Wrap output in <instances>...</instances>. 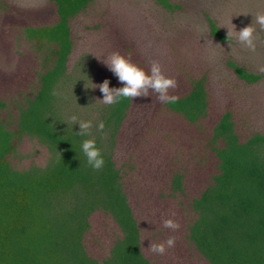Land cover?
Instances as JSON below:
<instances>
[{"label":"trees","instance_id":"16d2710c","mask_svg":"<svg viewBox=\"0 0 264 264\" xmlns=\"http://www.w3.org/2000/svg\"><path fill=\"white\" fill-rule=\"evenodd\" d=\"M106 14L96 0H0V264H264V128L207 71L167 76L173 105L151 89L104 104L86 87L122 85L104 62L113 52L151 67ZM204 16L210 37L232 41ZM224 64L246 85L261 78L231 54ZM73 116L92 122L88 136ZM89 138L99 170L80 151Z\"/></svg>","mask_w":264,"mask_h":264},{"label":"rangeland","instance_id":"374dc122","mask_svg":"<svg viewBox=\"0 0 264 264\" xmlns=\"http://www.w3.org/2000/svg\"><path fill=\"white\" fill-rule=\"evenodd\" d=\"M18 6L31 7L44 0H11ZM185 13H168L154 0H96L97 14H106L113 27L127 42L137 44L151 62H158L165 76L178 72L207 71L220 97L233 100L245 114L264 128V31L255 23L264 12V0H183ZM215 18L222 31L232 38L220 43L210 37L204 12ZM252 24L256 50L253 52L235 40V30ZM231 54L247 68L261 76L246 85L235 78L224 59ZM222 95V96H221Z\"/></svg>","mask_w":264,"mask_h":264},{"label":"clouds","instance_id":"9594fccd","mask_svg":"<svg viewBox=\"0 0 264 264\" xmlns=\"http://www.w3.org/2000/svg\"><path fill=\"white\" fill-rule=\"evenodd\" d=\"M255 23L259 25L260 30L264 31V12H258L256 14ZM254 32L255 28L251 23L240 28L238 31L234 29L235 40L254 52L256 50ZM104 62L110 71L117 76L118 80L123 82L119 88H110L108 80H104L99 85H96L89 79L88 83L91 86L86 88L98 87L103 94L100 100L104 104L114 105L120 103L122 100L147 96L149 94L148 89L157 93V98L162 103L166 105L176 103L177 97L175 95H169L168 92L170 88L175 87V80L165 76L161 72L158 62H153L148 72L118 52H113ZM259 71L264 73V66L260 67ZM53 95H56V93H53ZM72 120L74 121L73 124L79 125L78 131H76L77 134L81 137L88 136L92 122L89 120H79L76 116H73ZM97 128L103 130L104 123L100 122ZM80 151L85 157L87 165L93 170H99L104 167L105 159L100 149L96 146L95 139L89 138L81 140ZM163 226L174 230L179 227V224L172 219H165L163 220ZM174 243L175 238L170 236L164 242L152 244L151 251L162 255L165 252V248L172 247Z\"/></svg>","mask_w":264,"mask_h":264}]
</instances>
